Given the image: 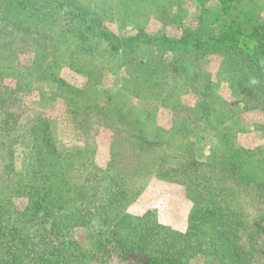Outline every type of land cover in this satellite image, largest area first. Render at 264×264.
Returning <instances> with one entry per match:
<instances>
[{"label": "rangeland", "instance_id": "374dc122", "mask_svg": "<svg viewBox=\"0 0 264 264\" xmlns=\"http://www.w3.org/2000/svg\"><path fill=\"white\" fill-rule=\"evenodd\" d=\"M87 23L234 44L114 51ZM262 34L264 0H0V264H264Z\"/></svg>", "mask_w": 264, "mask_h": 264}, {"label": "trees", "instance_id": "16d2710c", "mask_svg": "<svg viewBox=\"0 0 264 264\" xmlns=\"http://www.w3.org/2000/svg\"><path fill=\"white\" fill-rule=\"evenodd\" d=\"M58 1V0H57ZM59 4V3H58ZM61 4V3H60ZM62 5V4H61ZM101 26V25H100ZM87 28L94 34L95 36L107 40L109 42V46L112 50L117 51L120 48H129L134 46L138 40L148 41V42H157V44L162 47H167L166 42H171V47L174 48V53L178 51H198V50H215L220 47H224L222 49L229 48L231 44L233 45L234 38L229 37H208V38H195L188 39L187 37L182 38L180 41H172L164 38H157L150 36L147 33H138L136 35H130L128 37H123L119 35H112L107 28L95 27L93 24L87 23ZM255 33H253L254 35ZM262 38H260L257 42L252 45H240V48L243 51H247V55L252 58L255 62L260 64L264 68V34H262ZM181 43V44H180ZM123 48V49H124ZM55 154V153H54ZM45 157L41 160L40 157H30L29 163L27 165L26 174H34L35 176L32 181H34L35 186L33 188V197L34 199L40 200L43 197L46 198L44 192H46V187H49L47 191H56L62 188L64 184V171H62V165L60 162L59 155H44ZM32 158V159H31ZM48 170V172H46ZM59 175V176H58ZM53 176L56 179L52 178ZM29 179V177H28ZM64 186V185H63ZM54 193V192H52ZM53 197V194L51 195ZM35 200V201H36ZM52 200V198H50ZM51 201H48L49 204ZM47 204H44L46 207ZM17 215H20L19 213ZM64 219H67L65 216H62ZM14 222V221H13ZM17 222L13 225L15 226ZM12 225V226H13ZM137 264H186L178 259H171L167 257L155 256L151 253H136L133 255Z\"/></svg>", "mask_w": 264, "mask_h": 264}]
</instances>
